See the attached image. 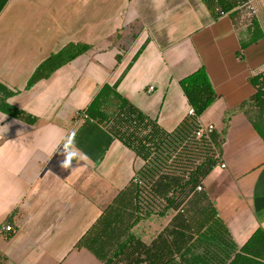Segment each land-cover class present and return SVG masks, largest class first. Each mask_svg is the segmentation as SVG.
I'll return each instance as SVG.
<instances>
[{
  "label": "crops",
  "instance_id": "1",
  "mask_svg": "<svg viewBox=\"0 0 264 264\" xmlns=\"http://www.w3.org/2000/svg\"><path fill=\"white\" fill-rule=\"evenodd\" d=\"M245 3L221 16L205 0H0V83L19 91L11 105L38 118L0 122L10 126L0 135V227H13L0 235L7 264H102L76 245L143 161L78 112L118 83L173 132L193 117L180 81L201 68L218 99L197 121L217 132L227 126L203 191L238 247L264 230V141L241 109L256 93L251 78L264 74V0H252L253 13ZM69 43L92 49L26 90L38 66ZM71 132L89 159L64 170L63 145L54 149Z\"/></svg>",
  "mask_w": 264,
  "mask_h": 264
},
{
  "label": "trees",
  "instance_id": "2",
  "mask_svg": "<svg viewBox=\"0 0 264 264\" xmlns=\"http://www.w3.org/2000/svg\"><path fill=\"white\" fill-rule=\"evenodd\" d=\"M240 1L205 0L214 15L217 9L232 11ZM91 49L84 43L67 44L38 66L26 90L50 79ZM251 84L256 93L241 109H246L245 115L264 141V74L251 78ZM180 86L195 116L173 132L164 130L156 119L124 98L118 92V83L103 86L91 104L78 112L77 118L101 125L142 160L143 166L83 235L76 249L88 250L102 264H264V230L257 229L238 247L203 188L197 191L219 163L227 130L226 126L209 137L196 136L198 118L218 99L210 78L201 68L182 79ZM18 93L0 83V113L35 125L38 118L8 102ZM225 123L228 125V120ZM171 210L177 214L151 243L133 232L141 222L153 216L164 218ZM0 264H7L1 253Z\"/></svg>",
  "mask_w": 264,
  "mask_h": 264
},
{
  "label": "clouds",
  "instance_id": "3",
  "mask_svg": "<svg viewBox=\"0 0 264 264\" xmlns=\"http://www.w3.org/2000/svg\"><path fill=\"white\" fill-rule=\"evenodd\" d=\"M6 119V115L0 114V122H3ZM9 127L10 126L8 124H3L0 126V135L7 133L9 131ZM61 144L63 145L62 150L59 153V155L63 156V160L60 161L59 164L61 169L67 170L72 168L73 161H75L77 164H80V162H84L89 159V157L77 146L76 135L74 132L66 134L62 138L61 142L56 145L54 152L57 151L58 146ZM76 168H74L72 171L76 170Z\"/></svg>",
  "mask_w": 264,
  "mask_h": 264
},
{
  "label": "rangeland",
  "instance_id": "4",
  "mask_svg": "<svg viewBox=\"0 0 264 264\" xmlns=\"http://www.w3.org/2000/svg\"><path fill=\"white\" fill-rule=\"evenodd\" d=\"M101 3H103V2H99V5H101ZM112 3H110V6H108L109 8L106 9V7H105V9H104L105 13L104 14H109V13L112 14V12H113L112 7L114 8ZM95 4L97 5V3H95ZM100 11H102V10H100ZM101 13H103V12H101ZM107 18H108V16H106V19ZM207 120H208L207 118H204L203 122L206 124ZM186 208H187V206L184 207V209H186ZM181 210H183V209H181ZM176 214H177L176 211L171 210L167 213V215L164 218H161L159 216H153L149 220L141 222L139 224V226L133 230V232L136 234V236L141 238L144 242L151 243L155 238H157L165 230L166 227H168L171 220L173 219V217Z\"/></svg>",
  "mask_w": 264,
  "mask_h": 264
},
{
  "label": "built area",
  "instance_id": "5",
  "mask_svg": "<svg viewBox=\"0 0 264 264\" xmlns=\"http://www.w3.org/2000/svg\"><path fill=\"white\" fill-rule=\"evenodd\" d=\"M252 0H246V3L244 4V7H246L250 12H254V9L252 7ZM221 16H226V13L224 12H220ZM153 91V88L149 89V92ZM189 115L190 116H195V112L194 109H190L189 110ZM214 131V126L209 125V126H201L199 124V128L196 130V136L201 138V137H209L212 132ZM222 168H225L226 166L224 164L221 165ZM197 191H202V187L199 186L197 188ZM13 231V227L11 225H3L0 227V235H2L3 233H11Z\"/></svg>",
  "mask_w": 264,
  "mask_h": 264
}]
</instances>
